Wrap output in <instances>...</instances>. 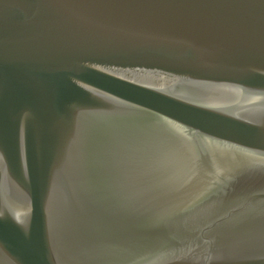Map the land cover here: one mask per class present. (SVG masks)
I'll list each match as a JSON object with an SVG mask.
<instances>
[{
    "label": "water",
    "instance_id": "1",
    "mask_svg": "<svg viewBox=\"0 0 264 264\" xmlns=\"http://www.w3.org/2000/svg\"><path fill=\"white\" fill-rule=\"evenodd\" d=\"M0 264H264V0H0Z\"/></svg>",
    "mask_w": 264,
    "mask_h": 264
}]
</instances>
